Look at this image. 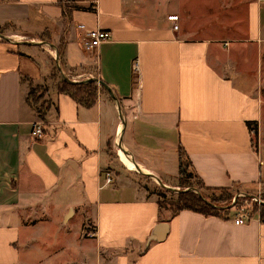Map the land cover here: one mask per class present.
I'll return each mask as SVG.
<instances>
[{"label": "crops", "instance_id": "obj_1", "mask_svg": "<svg viewBox=\"0 0 264 264\" xmlns=\"http://www.w3.org/2000/svg\"><path fill=\"white\" fill-rule=\"evenodd\" d=\"M66 5L0 0V264H264L259 214L165 217L134 175L178 189L182 150L206 188L264 183V0ZM78 23L112 39L86 52ZM62 80L98 81L96 103ZM33 87L46 89L44 120Z\"/></svg>", "mask_w": 264, "mask_h": 264}, {"label": "trees", "instance_id": "obj_2", "mask_svg": "<svg viewBox=\"0 0 264 264\" xmlns=\"http://www.w3.org/2000/svg\"><path fill=\"white\" fill-rule=\"evenodd\" d=\"M77 1L79 0H59V2L62 4L66 3L67 4L66 6L68 8L70 7V9L71 7L75 8L72 4L76 3ZM89 10L91 11L93 10L92 6L89 8ZM59 88L61 92L67 93L71 98H73L79 104H82L87 107H91L92 105L96 103L97 94H98V85L95 81H88V82H83V83H72L69 81L62 80L59 84ZM32 92L33 91H31V96H32ZM30 102L32 105H34L36 104L37 101L35 98H32ZM49 108H50V105H47L45 110L41 112L36 107L41 119L43 120L45 119ZM251 131L253 133V143L257 144V141H258L257 127H252ZM185 158H186L185 154L181 150L180 151V166L182 169L183 178H185V175L188 174L186 171H184L183 168L184 167L188 168L189 166ZM191 174L189 175L190 177H191ZM181 181L182 179L180 180V182ZM182 187L188 188L189 190L181 191L178 193L176 197L177 199L171 205L173 207L172 216H176L178 213L185 211V210L197 212L207 217L216 216V217L225 218V217H228L229 214L231 213L230 209L225 207V206H230V205H224V204H231L233 200V196L228 194V189H211V188H206L203 185L202 190L197 193V192H194L192 189H190L191 187L189 186H184L183 184ZM217 192H220L221 195L218 196ZM237 203L234 206H236ZM158 204H159L160 210L162 211L161 204L159 202ZM255 212L256 213L253 214V216L256 214H259L260 220L264 222V204L261 205L260 209H256Z\"/></svg>", "mask_w": 264, "mask_h": 264}, {"label": "rangeland", "instance_id": "obj_3", "mask_svg": "<svg viewBox=\"0 0 264 264\" xmlns=\"http://www.w3.org/2000/svg\"><path fill=\"white\" fill-rule=\"evenodd\" d=\"M50 47V46H49ZM52 48V47H50ZM60 69V67H59ZM60 84V83H59ZM32 96H30V100L32 98L36 99V104H34L39 111H44L47 105H49L48 100L46 99V89L44 87H33L31 89ZM41 109V110H40ZM41 118V117H40ZM43 120V119H42ZM41 121V120H40ZM191 173L188 172L187 175H185V178L182 179V181L179 183L178 189H168L167 187H164L162 184H159L158 182H155L145 176L137 175L134 172V175L139 182V184L146 190H148V193L151 198L155 199L157 202H159L162 206V212L165 217H170L173 213V207L171 206L174 201L177 199V195L181 191H187L188 188L182 187L189 186L191 187L194 192H200L202 190V183L199 181V179L191 174V177L189 176ZM228 194L233 196V200L231 204H224V205H230L225 206L228 209H230L231 214L232 213H240L241 210H244L250 217L255 214L256 209H260L262 203L264 202V183L260 184L259 186H254L250 189H245L241 186H234L230 189H228ZM217 195L220 196L221 193L217 192ZM237 198V205L234 206V201ZM91 210V209H87ZM85 215H78L75 219L71 221V224L69 225V228L74 230V228H81L82 225V218ZM83 226V225H82ZM89 226H92L90 232H93V225L89 224ZM85 231H88V229L85 227ZM92 248L88 246L89 253L92 252Z\"/></svg>", "mask_w": 264, "mask_h": 264}, {"label": "built area", "instance_id": "obj_4", "mask_svg": "<svg viewBox=\"0 0 264 264\" xmlns=\"http://www.w3.org/2000/svg\"><path fill=\"white\" fill-rule=\"evenodd\" d=\"M92 8L93 10H95L96 6L93 4ZM168 19L172 22H177L179 20V17L173 15V16L168 17ZM76 28L79 32V41L83 49L86 52H93L96 49H98L103 43L108 42L112 39V35L110 32L102 30L100 28L91 29L84 23H78L76 25ZM174 29L178 30L179 26L175 24ZM135 72L139 74L138 64L135 65ZM139 82H140V79L138 78V81H137L138 86H139ZM32 133H33V136L37 139L44 138L45 131L43 128V122L38 121V122L33 123ZM113 182H114L113 176L111 175V173H107L105 185H110ZM249 220H250V216L244 210H241L240 213L238 214V217L235 223L244 224Z\"/></svg>", "mask_w": 264, "mask_h": 264}, {"label": "water", "instance_id": "obj_5", "mask_svg": "<svg viewBox=\"0 0 264 264\" xmlns=\"http://www.w3.org/2000/svg\"><path fill=\"white\" fill-rule=\"evenodd\" d=\"M1 38H4L3 35H0ZM90 81V80H89ZM93 81V80H92ZM88 82V81H86ZM98 82V81H96ZM100 85H103L102 83H99ZM164 187H166L165 185H163ZM168 188V187H167ZM168 189H171V188H168ZM237 201V198L235 199L234 201V204L236 203ZM262 204H264V202H261ZM165 224H159L156 226V228L153 230V232L151 233V235L148 237V240H147V246H149L152 242H158L161 240V237L159 235V229Z\"/></svg>", "mask_w": 264, "mask_h": 264}, {"label": "bare ground", "instance_id": "obj_6", "mask_svg": "<svg viewBox=\"0 0 264 264\" xmlns=\"http://www.w3.org/2000/svg\"><path fill=\"white\" fill-rule=\"evenodd\" d=\"M131 169H132V170H135V168H134V167H132V166H131Z\"/></svg>", "mask_w": 264, "mask_h": 264}]
</instances>
